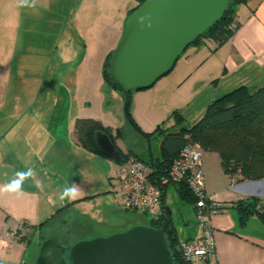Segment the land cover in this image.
Instances as JSON below:
<instances>
[{
	"label": "rangeland",
	"instance_id": "374dc122",
	"mask_svg": "<svg viewBox=\"0 0 264 264\" xmlns=\"http://www.w3.org/2000/svg\"><path fill=\"white\" fill-rule=\"evenodd\" d=\"M79 1L34 0L33 3V0H28L25 4L23 0H0V264H36L41 246L46 241L55 244L51 253H55L56 264H67L68 251L61 245H73L97 235L94 229L85 228L81 223L86 221L76 220L73 214L90 213L91 218L96 214L95 219L101 220L102 216L95 212L106 205L103 198L94 197L72 203L73 214L66 209L58 211L60 207L52 212L49 201L42 196L34 198L20 191H2L16 178V174L8 167L4 169L1 151L8 147V150L16 148L21 152V163L25 168H39L48 179L59 184L62 191L65 187H75L78 195L89 189L88 193L110 191L115 194V205L125 210L116 192L117 176L110 185L109 176L115 174L117 164L109 158H100L80 149L77 120L93 118L105 127L122 130L119 138L122 141L117 139L116 144L121 143L123 153L134 155L137 152L143 160H149L152 153H160L164 138L162 132L175 124L172 116L176 111L183 113L188 123L193 124L230 80L248 78L250 89L264 85V71L260 66L241 62L240 68L229 72L221 64V60H225L223 53L217 58L212 51L211 59L181 83L184 63L193 50L198 49L194 45L189 47L168 75L151 88L131 94V116L139 127L151 134L149 143L127 118L126 94L109 86L104 77L105 67L122 40L129 17L124 3L134 4L138 0H114L108 9L105 6L101 13L106 21L98 24L105 32L104 36L94 38L89 33L86 43L81 40L75 42L73 38L71 45L61 34L68 19L64 4L70 2L76 6ZM50 22L61 26L52 28ZM117 25L118 42L115 36ZM53 29L55 35L48 37V32ZM26 38L29 40L27 43ZM22 45H28L27 51L51 53L58 50L57 55L70 52L73 56L70 55L69 68L45 71L43 63L46 60L50 62L53 56L47 59L21 56V52L26 51ZM55 61L57 56L52 60L57 68L58 61ZM158 127L161 131L156 132ZM35 128L39 134L31 136ZM250 190L264 194V186L261 185ZM171 192L174 194L168 198V207L172 210L183 207L182 204L194 205L183 200L174 189ZM179 212L174 216L175 222H179L178 228L183 210ZM137 215H142L143 224L135 226H154L155 222L147 214L139 212ZM101 228L98 233L101 232L102 237L118 233L111 230L102 232L105 229ZM178 234L179 241L183 240L182 234Z\"/></svg>",
	"mask_w": 264,
	"mask_h": 264
},
{
	"label": "crops",
	"instance_id": "0c3cea01",
	"mask_svg": "<svg viewBox=\"0 0 264 264\" xmlns=\"http://www.w3.org/2000/svg\"><path fill=\"white\" fill-rule=\"evenodd\" d=\"M76 1L77 0H75V2ZM113 1L114 0H80L77 3L78 5L76 4L77 8H75L76 6L70 2L69 4H64V6L66 5V11L68 12V19L62 27L63 29L61 34L68 39V42L71 45L73 38H75V42L81 40L83 43H86L87 37H90L87 35L89 33L94 38L103 37L105 32L99 28L98 24H102L104 23L103 20H106L104 19V15L101 12L104 10L105 6L108 9ZM138 4V2H134L133 4V2L128 1L124 3L125 10L126 12L128 11L127 16L132 9L138 6ZM61 5L63 6V3H61ZM235 20L238 22L239 28L235 33V36L223 47L218 49L215 42L206 41L204 46L198 47L197 50H193L184 63V68L181 72L183 73V79L180 80L181 83L186 82L192 76V74L195 73V71L201 69L202 66L211 59V51L217 58H219V56L223 53L225 60L220 59L221 64L225 65L229 72H235L238 68H240L239 64L241 62H245L243 64L251 62L252 66L254 63L255 66H260L261 69H263L262 71H264V0H248L246 4L237 6L235 8ZM50 23L53 25L52 28L61 26L56 22ZM118 28L119 27L117 25L115 32L117 42L119 37ZM110 32L113 35L114 30ZM50 34L51 36L55 35V29L48 32V37ZM41 38L44 40L43 37ZM41 38L39 37V39ZM25 40L26 43L29 42L27 38ZM52 40L56 41L55 38ZM45 41L50 42L49 39L44 40V42ZM58 42L59 41H57V43ZM27 46L28 45H22V48L26 49V51L21 52V56L28 55L30 58L37 59H47L49 58L48 56H53L50 62L46 60L45 63H43L45 64V67L43 68L45 71L50 72L56 70L57 72V70L61 71L69 68L68 65L71 63L70 58L73 56L72 54H69L70 52H60L59 55H57L58 50L51 53L43 51H27ZM57 48H59V46ZM55 56H57L58 61L57 68L52 62ZM38 71L40 70L38 69ZM247 80L249 79H241V77L236 81L230 80L231 82L226 83V85L223 86V90H230L242 84L249 86L250 82ZM43 87L45 86L43 85ZM112 129L115 133L116 130L114 128ZM140 129L145 132L141 126ZM36 133L39 134L35 128L31 133V136H34ZM139 135L143 137L141 134ZM144 139L147 140L146 138ZM119 140L122 141L121 139ZM44 144L45 143L42 145ZM78 145L80 146L79 142ZM117 146L122 150L121 143ZM9 148L10 147L1 151V160L3 166H5L4 169L8 167L11 169V171H15V174L19 172H28L29 169L32 170V168H25L22 165L20 155L21 152H19L16 148L8 150ZM80 149L88 154L90 153L81 146ZM41 150L47 152V150L43 148ZM41 154L42 153L39 152V155ZM45 155H47V153ZM134 155L142 159V157L137 152ZM160 155L161 149L160 153L155 156L159 157ZM98 157H100V155ZM117 166L118 167L115 170V174H109L110 185H112L111 180L113 181V178L118 175L119 165L117 164ZM203 166L205 170L206 191L208 195L212 196L216 200H219L224 205L222 212L214 216L212 220L214 228L215 250L214 257L208 264H264V221L259 217L258 213H254L251 214L249 218H247L245 224H242L241 215L235 208V205L238 202L251 199H259L262 201V204H264V194L250 190V188L255 185L264 186V180L242 182L238 181L237 178H230L224 173L222 169L219 155L213 152L204 151ZM32 171L33 175L29 176L23 181L22 186L18 191H20L23 195L25 194L26 196H31L34 198L37 197L36 195H39L40 197L42 196V199L49 201L52 212L54 209L56 210L60 207L58 211L66 209V212H71L73 214V211L71 210L72 203L80 202L81 200L86 199L89 200L94 197L103 198L104 204L106 201L105 207L103 209H99L100 211L95 212L102 216L101 220L95 219L96 214H93L92 218L90 217V213L80 212L79 215L73 214L76 220L82 219L83 221H86L81 223L85 224V228L88 227L94 229L97 237L102 235L101 232L98 233L100 226L103 227L101 229H105V231L102 232H106L107 230H111L110 232H123L124 230L131 228V226L143 224L142 215H137L139 212H130L120 209L117 205H115L113 197L115 194L111 193L110 191H105L104 193L93 191L88 193L90 190L89 189L83 193H80L79 195L77 192L76 196L71 198V200H67L66 198L62 200L60 199V194L63 191L59 184L48 179L44 172L39 168H35ZM37 185H39V187ZM172 189L178 193L177 187H169L165 190V206L172 212V226L175 228L178 238V233H181L183 236V240L179 241L180 243L192 240L198 234L196 229V214L194 205L192 204L191 207H188L186 204H182L183 207L172 210L170 207H168V198L174 194L171 192ZM180 210H183V213L182 217L179 218V229V222L178 224L175 222L176 220L174 219V216ZM49 218L50 217L48 216L47 219Z\"/></svg>",
	"mask_w": 264,
	"mask_h": 264
},
{
	"label": "water",
	"instance_id": "95a60500",
	"mask_svg": "<svg viewBox=\"0 0 264 264\" xmlns=\"http://www.w3.org/2000/svg\"><path fill=\"white\" fill-rule=\"evenodd\" d=\"M229 7L230 0H147L127 18L122 40L112 55L110 74L115 83L126 94L151 88L198 38L225 17ZM94 141L106 157L121 159V151L106 132L96 131ZM167 212L173 225L172 212ZM169 222L166 219L165 226ZM61 246L69 251V264L174 262L162 225L134 226Z\"/></svg>",
	"mask_w": 264,
	"mask_h": 264
},
{
	"label": "trees",
	"instance_id": "16d2710c",
	"mask_svg": "<svg viewBox=\"0 0 264 264\" xmlns=\"http://www.w3.org/2000/svg\"><path fill=\"white\" fill-rule=\"evenodd\" d=\"M146 1L138 0V6L132 9L129 15ZM247 2L248 0H230V7L225 17L191 46L202 47L206 41H213L217 44L218 49L223 47L235 36L239 28V24L235 20V8ZM234 25L237 27L236 30H233ZM111 59L112 56H110L105 67V81L112 88L124 92L110 74ZM135 91H141V89ZM133 92L129 94L124 92L127 97V118L134 129L150 142L151 134L143 132L131 116L130 106ZM172 119H174L175 124L162 132L164 139L161 145V155L156 157L152 153L149 160H146L154 169V178L166 174L173 159L188 144L186 136L190 135L192 141L199 144L204 151L219 155L222 169L230 178H237L238 181L242 182L264 180V85L254 90L245 84L230 90L224 89L212 100L203 115L193 124L188 123L186 116L179 111L173 114ZM99 130L106 132L117 147L116 140L121 138L122 130L117 129L116 135H114L111 127H104L94 119H79L76 122V134L80 146L91 153L106 157L95 145L94 134ZM158 131H161V127H158L156 132ZM121 154L120 160H113L118 165L125 163L132 155H126L122 151ZM177 191L183 200L195 203V199L186 186H177ZM163 201L165 204V191ZM258 206L261 207L260 210H257ZM235 208L241 215L242 224H245L247 218L254 213H258L264 221V204L259 199L240 201L235 205ZM168 218L167 212V217L162 223L155 222L153 227L162 225L165 228L168 246L174 259L173 264H184L181 258L179 239ZM166 219L169 222L167 226H165ZM53 245L55 244L52 241H46L42 244L36 264H56L55 253H51ZM67 264L69 263L67 262Z\"/></svg>",
	"mask_w": 264,
	"mask_h": 264
},
{
	"label": "built area",
	"instance_id": "2783aa9c",
	"mask_svg": "<svg viewBox=\"0 0 264 264\" xmlns=\"http://www.w3.org/2000/svg\"><path fill=\"white\" fill-rule=\"evenodd\" d=\"M236 25L233 30H236ZM186 144L173 159L168 171L154 178L151 164L138 156H130L119 165L116 178L117 193L125 210L147 214L154 222L167 217L164 191L169 187L184 185L195 199L197 236L180 243L184 264H208L214 257L215 242L213 217L221 213L224 205L209 196L206 191V176L203 166L202 147L186 136ZM261 207L258 206L257 210Z\"/></svg>",
	"mask_w": 264,
	"mask_h": 264
},
{
	"label": "clouds",
	"instance_id": "9594fccd",
	"mask_svg": "<svg viewBox=\"0 0 264 264\" xmlns=\"http://www.w3.org/2000/svg\"><path fill=\"white\" fill-rule=\"evenodd\" d=\"M23 3L27 4L28 0H23ZM34 3V0H33ZM33 175V171L29 169L28 172H19L16 174V178H14L8 186H6L5 189L2 191H9V192H16L18 191L22 183L25 179H27L29 176ZM39 187V185H37ZM77 192L75 187H65L63 192L60 194V199L64 198H74L76 196Z\"/></svg>",
	"mask_w": 264,
	"mask_h": 264
}]
</instances>
